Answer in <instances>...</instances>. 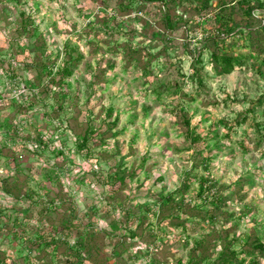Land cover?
<instances>
[{"label": "rangeland", "instance_id": "1", "mask_svg": "<svg viewBox=\"0 0 264 264\" xmlns=\"http://www.w3.org/2000/svg\"><path fill=\"white\" fill-rule=\"evenodd\" d=\"M164 2L0 0L3 264H67L75 255L41 242L48 234L69 248L80 241L91 252L82 264H214L228 243L236 264H264L255 249L264 246V0H210L205 10L198 0ZM221 2L240 26L252 22L249 37L220 46L240 60L229 74L204 43ZM25 16L29 33L15 29ZM67 54L81 59L60 80ZM38 60L52 71L40 81L23 66ZM8 63L16 77L4 75ZM17 77L29 88L24 105L10 98ZM184 116L201 138L198 155ZM169 195L177 207L159 204Z\"/></svg>", "mask_w": 264, "mask_h": 264}, {"label": "trees", "instance_id": "2", "mask_svg": "<svg viewBox=\"0 0 264 264\" xmlns=\"http://www.w3.org/2000/svg\"><path fill=\"white\" fill-rule=\"evenodd\" d=\"M18 2H21L22 0H17ZM150 2H157V5L158 7L162 8V3L163 5L165 4L164 0H148ZM209 1L210 0H198L199 2V5H200V9L201 10H205L209 4ZM221 7V21L219 22V25H218V28H217V33H214L212 35H210L208 38H206L204 40V43H207V44H212V47H213V50L211 52V60L213 62V65H214V68L216 71H218L219 73L221 74H229L233 71L234 67L238 64H240V60L237 59L235 56L223 51L220 49V46H223V43L226 39H228L231 35L233 34H243V31L245 30H248V34H247V37L250 36V32L252 31V22L249 24H246L245 26H240L239 23L235 22L232 18V13H233V8L232 6L230 5V3H223L221 2L220 4ZM256 8V6L254 5H248L246 6V9H245V14L247 15L248 17V20L252 19L253 18V11L254 9ZM163 25L164 27L166 28V30H172L173 29V26L171 24V19L170 17L165 13L164 17H163ZM33 26L32 24V20L29 18V17H23L21 19V22L17 24L16 26V30L17 31H22V33H29L30 32V28ZM261 30V32H264V22H263V26L259 27ZM258 32V31H257ZM221 35L225 36V37H222ZM244 36H246V34H244ZM33 37L34 38V32L30 34V36H28V38H31ZM41 37L38 36L36 38V42L37 41H40ZM34 41V43H36ZM41 44V43H40ZM41 46L43 47L42 48V51L44 50L45 48V44H41ZM67 58L65 59V61L63 62V67L57 71V76H59V79H63L64 77L66 76H70L71 75V68L76 66L80 59L81 58H77L75 60H72L71 56L69 54H67ZM197 61H199V58L196 59ZM17 62L20 63V60L17 59L16 60ZM20 65V64H19ZM22 65V63H21ZM24 68L26 66L27 69H35L37 71V80L40 81L42 79V76H44L43 74L45 75H52V71H50V67L45 63V62H41V60H38L37 62H31L29 61L28 63H26L25 65H23ZM4 69V68H3ZM9 72L10 75L12 77H16V72L14 71V64H11V63H8L7 66H6V69L5 71L3 72ZM194 75L196 77V79L198 80V83L199 85L201 86L202 85V81H201V72L199 69H196L194 70ZM183 122L185 123V127H186V137L188 138L189 140V143L191 144L192 148H193V152H195L197 155L199 153V150L197 149L196 145L201 141V138L200 136L194 134L193 132H191L190 130V126H189V121L188 119H186V117L184 116L183 118ZM88 139V136L87 134H85L83 137H82V143H86ZM187 181L184 182V186H183V189L181 190V192L183 190H185L186 188V185H187ZM204 189V182L202 181L201 182V185H200V190ZM24 196H20V198L18 196H16L14 199L15 200H24L25 198H23ZM27 198V197H26ZM175 198L171 197L170 195L169 196H166L164 198H161L160 200V203L159 204H162V205H165L166 204H170V203H173V205L175 207H177V203L174 201ZM30 206H27V208H29ZM171 207H169L168 209H170ZM47 210H49L47 208L46 205L44 206H40L39 208H37L35 211H36V215L38 216H44L43 220H47L49 219L47 216ZM45 214V215H44ZM164 215V213H163ZM162 215V216H163ZM170 218V217H169ZM70 220H68L69 222ZM68 227H69V223H67ZM184 227V225L182 226ZM51 228L54 229V225H51ZM40 237H42L40 235ZM41 242L42 241H47L48 239H50V242L53 243V244H56L58 247H61L63 246L65 248V252H67V254L69 256H72V255H75L73 257H70L69 260H67V264H82V260L86 258V256L88 258H90V251L89 250H84L82 249V245H81V242L77 241V245L74 247V248H69L66 245H64V243L57 239L55 237L54 234H48V236L46 238H40ZM229 244L228 243L226 246H224V248L218 253V256H217V259L215 260V263L214 264H236V260H237V255L239 254V252H236V251H231L229 250ZM119 245V244H118ZM87 248V247H86ZM255 249L259 250L260 252L263 253L264 251V246H261V245H257L255 247ZM84 253V254H83ZM87 253V254H86ZM123 256H120L118 259L120 261V264H129L127 263L126 259L125 258H122ZM125 259V260H124ZM138 260H140V257L138 258ZM137 260V261H138ZM3 261H5L4 259H1L0 258V263L3 264ZM97 261H100V260H97ZM202 261H204L203 258L199 257V260H190L188 262V264H201ZM181 262V260L179 261ZM255 261H253L254 263ZM150 264V262H149Z\"/></svg>", "mask_w": 264, "mask_h": 264}, {"label": "built area", "instance_id": "3", "mask_svg": "<svg viewBox=\"0 0 264 264\" xmlns=\"http://www.w3.org/2000/svg\"><path fill=\"white\" fill-rule=\"evenodd\" d=\"M4 75L6 76V78L11 76L10 73L7 71L4 72ZM10 82H11V83H9L10 84V98L13 100L14 99L17 100L20 104L24 105L26 103L25 101L27 100V95L29 94V88L18 77L13 78ZM37 148H38V146H36V145L28 146L29 150H35ZM18 158L22 159L23 155L20 154L18 156ZM140 262H142L143 264H149V260L148 261L141 260Z\"/></svg>", "mask_w": 264, "mask_h": 264}]
</instances>
